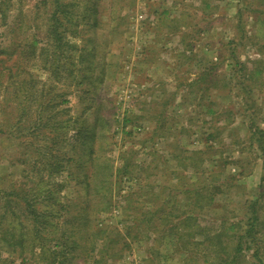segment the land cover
Wrapping results in <instances>:
<instances>
[{"label": "rangeland", "instance_id": "374dc122", "mask_svg": "<svg viewBox=\"0 0 264 264\" xmlns=\"http://www.w3.org/2000/svg\"><path fill=\"white\" fill-rule=\"evenodd\" d=\"M262 1L0 0V264H264Z\"/></svg>", "mask_w": 264, "mask_h": 264}, {"label": "trees", "instance_id": "16d2710c", "mask_svg": "<svg viewBox=\"0 0 264 264\" xmlns=\"http://www.w3.org/2000/svg\"><path fill=\"white\" fill-rule=\"evenodd\" d=\"M45 1L47 2V0H45ZM263 3H264V0L262 1V4ZM262 10H264V4L262 6ZM2 15H3V18H6L7 17L6 11H2ZM60 25H61V22L59 20H57L56 25L53 26L54 27L53 31L56 34L58 42L61 41V38H60L61 31L59 30ZM82 53L83 52H80V56L82 55ZM21 71H20V75H21ZM10 73H11L10 77H13L14 79L18 78V69L10 70ZM27 74L31 75V73H29V72H27ZM15 81H17V80H14L13 82H15ZM54 104L55 103H50L49 101L47 102L45 100H42L41 102L38 103V111H37V113L39 114L38 120L42 121L41 124H43L44 126H52V125L55 126L58 124V122L55 120L50 122V119L52 117L50 116V113L48 112V110H49V108L53 107ZM102 118H105V117H102ZM102 124H104V123H102ZM79 133H80V131H77V134H79ZM74 135H75V133L73 134V136ZM52 137H53V139L56 140L59 136L56 134V135H53ZM72 139H73V137L71 135L70 140H72ZM70 140H67L68 143H70V145H71L70 150H73V153L76 155L77 152H74V151L77 147V144L74 142L72 143ZM71 159L75 160V156H73ZM69 160H70V158H69ZM76 163H77V165L81 166L80 160L79 161L76 160ZM101 164H102V162H99V159L95 158V160L93 161V164H92V171L88 174H86V173L84 174L85 180L88 183L87 187L89 189L94 190L95 194L100 192V186L104 187V181L106 182V176L105 177L102 176V174H103L102 173V167H106L107 164H104V165H101ZM184 167L188 168L189 170H192V168H193L192 166H188V165L182 166V168H184ZM195 169H197V168H195ZM198 171L199 170H195V172H197V173H198ZM102 181H103V183H102ZM107 181H110V180H107ZM112 183H114V182H112ZM154 187H156V186H154ZM142 192H143V190L139 189V190L128 192L127 194H125L124 198L126 199V203L130 204V203L135 202L136 204L133 206V208L138 209V207L143 204L142 201L138 200L139 197H141L143 195ZM197 195L198 194H195L193 196L197 197L199 200L201 199V197L204 196L202 194H200V196H197ZM54 196H55V194L50 192V194L48 196H45V197H47L49 199H54ZM105 197H108V195H105ZM10 202H11V200L8 201V204H10ZM26 204L29 207L30 217L33 219L34 233L39 234L42 231H44L43 229H45L50 224V218L54 216L53 210L44 209L41 212H39L38 208H35L34 205L31 204V202L29 200H27ZM126 211H127V208H126ZM78 217H79V219H81V216H79V215H76L75 219L78 220ZM187 218H185V219H187ZM254 221H256V222L250 223L249 227L244 231L243 235H236V234L234 235L238 239V241L235 244V246H233L231 248V250L228 251L229 255H228V258L226 260H224V264H241L242 261L246 260L245 251H247L249 249L250 246H248V243H251V242L249 240L243 242L241 240V238H243L244 235L251 238L253 235V232H256V230H257L256 227L258 228V221H259L257 216L256 217L254 216ZM79 223H80V221H79ZM133 223H135L134 226L135 225L139 226V224H137L138 219L133 220ZM128 227L132 228L133 226H128ZM259 230L264 233V230H262V228H259L258 231ZM67 233L68 232H63V235L66 237V239H67V235H68ZM220 234H222V233L220 232ZM61 244H62V247H61L60 251H61V253H65V248L69 249L70 245L68 246L67 241L65 239L62 240ZM42 248H43V246H42Z\"/></svg>", "mask_w": 264, "mask_h": 264}]
</instances>
